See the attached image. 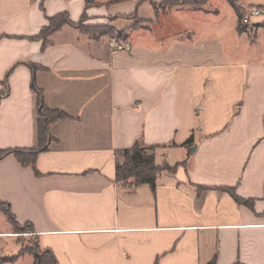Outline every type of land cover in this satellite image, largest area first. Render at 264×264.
<instances>
[{"label": "crops", "instance_id": "obj_1", "mask_svg": "<svg viewBox=\"0 0 264 264\" xmlns=\"http://www.w3.org/2000/svg\"><path fill=\"white\" fill-rule=\"evenodd\" d=\"M166 1L0 0V149L39 145L29 63L44 104L66 115L49 124L36 172L0 158V200L58 264H264V14L245 26L226 6L231 47L210 0ZM59 12L125 29L123 47L63 25L42 48L32 37ZM136 140L178 165L153 191L115 180L119 151Z\"/></svg>", "mask_w": 264, "mask_h": 264}, {"label": "trees", "instance_id": "obj_2", "mask_svg": "<svg viewBox=\"0 0 264 264\" xmlns=\"http://www.w3.org/2000/svg\"><path fill=\"white\" fill-rule=\"evenodd\" d=\"M229 5L236 11L238 22L240 21L243 11L237 6L236 0H226ZM206 0H175V1H166L163 2L162 5L167 7H175V6H186L192 8H198L201 5H204ZM86 14H83L78 22L73 23L69 19V15L66 12L56 13L54 16L48 17L47 24L41 27L40 32L32 37L38 40H42V48L46 47L48 36L55 32L58 28L63 25H74L80 27V24L85 21ZM88 28V27H87ZM30 72L32 74L30 80V89H32L33 93L36 94V104H37V134L39 139V145L37 148L32 149H22V148H14V149H0V158L12 154L15 156L16 160L23 166L32 165L35 170V159L39 152L43 151L48 142L51 139L50 134L48 133V126L51 122L58 120L59 118H65L66 115L60 110H51L49 109L43 102L42 91L36 85V77L35 71L40 69V66L29 63ZM5 89V88H4ZM7 94V90H2L0 92V97ZM192 142V136L186 139L183 144H189ZM156 146L144 145L140 140L134 141L131 147L120 150V156L122 161L117 162L115 165V173L114 177L117 183L127 186L130 189H134L135 187L148 184L153 191L155 188V179L157 173L160 171H168L174 172L178 165L170 166L166 162L164 165H159L154 161V150ZM118 153V154H119ZM36 172V170H35ZM198 190H207L209 188L198 186ZM219 189L227 191L232 199L237 203H246L247 201L242 200L234 193L233 189L230 187H220ZM0 204L4 206V210L7 212L9 219L13 224H18V221L15 219L11 210L9 209V205L7 202L0 200ZM24 225L19 229H23V232L29 230L30 232L34 231L32 224L23 223ZM25 230V231H24ZM36 239V236H35ZM27 253L33 256L32 264H58L55 259L54 254L51 252L49 248L42 249L36 239L35 247L32 250H29ZM20 254V253H18ZM16 257H2L0 259V264L2 262L8 260H14ZM16 260V259H15ZM206 264H216L215 259L212 258L211 261Z\"/></svg>", "mask_w": 264, "mask_h": 264}, {"label": "rangeland", "instance_id": "obj_3", "mask_svg": "<svg viewBox=\"0 0 264 264\" xmlns=\"http://www.w3.org/2000/svg\"><path fill=\"white\" fill-rule=\"evenodd\" d=\"M216 0H210L205 4L204 9L209 10L210 12L215 13V10H219L221 14L225 15L224 20H222L223 27L226 29L225 34L222 33V38L225 39V46L231 44V47L233 46V39H232V24H231V18L228 16V9H226V6H230L229 3H227L226 0L220 1L218 3L215 2ZM146 6L141 9V11L145 12ZM249 10L245 11L244 14H248ZM219 14V13H215ZM215 14H212L214 18H216ZM141 23L140 19H136L133 21V25H139ZM199 25V26H198ZM196 27H200L201 25L198 24ZM78 28V30L86 35H91L93 37H98L102 35H105V37L108 38L109 42L112 44L119 43L120 42L117 39L125 38L126 36V30H118L115 29L110 25V23L107 22L105 25L96 26V25H84L82 22L80 24V27L75 26ZM88 27V28H87ZM116 31V32H115ZM264 42V39L262 40ZM2 88L3 90H7L6 82H2ZM5 88V89H4ZM3 97V95L0 97V99ZM157 153H160L161 150L157 149ZM155 151V152H156ZM120 162L122 161V158L120 157ZM165 163V162H164ZM164 163H160L159 165H164ZM161 165V166H162ZM161 172V171H160ZM197 189V188H196ZM198 190V189H197ZM200 191V190H199ZM23 223L13 224L12 221L9 219L7 212L4 210V206L0 204V259L2 257H16L14 260H8L5 262H2V264H32L33 256L29 253H27L29 250L34 249L35 247V235L34 233L29 230L19 229L22 227ZM20 253V254H18Z\"/></svg>", "mask_w": 264, "mask_h": 264}, {"label": "built area", "instance_id": "obj_4", "mask_svg": "<svg viewBox=\"0 0 264 264\" xmlns=\"http://www.w3.org/2000/svg\"><path fill=\"white\" fill-rule=\"evenodd\" d=\"M259 14H264V9H259V8H250L249 9V13L248 14H243L241 19H240V24L242 25H247V26H250L251 23H250V17L251 16H257ZM115 48H122L123 46L119 43H115L113 44Z\"/></svg>", "mask_w": 264, "mask_h": 264}, {"label": "water", "instance_id": "obj_5", "mask_svg": "<svg viewBox=\"0 0 264 264\" xmlns=\"http://www.w3.org/2000/svg\"><path fill=\"white\" fill-rule=\"evenodd\" d=\"M193 150H194V148H193Z\"/></svg>", "mask_w": 264, "mask_h": 264}]
</instances>
